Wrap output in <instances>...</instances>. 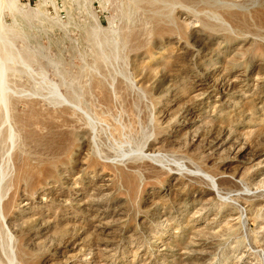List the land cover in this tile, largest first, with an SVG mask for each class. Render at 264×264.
Returning <instances> with one entry per match:
<instances>
[{
	"label": "rangeland",
	"instance_id": "obj_1",
	"mask_svg": "<svg viewBox=\"0 0 264 264\" xmlns=\"http://www.w3.org/2000/svg\"><path fill=\"white\" fill-rule=\"evenodd\" d=\"M0 55V264H264V0H0Z\"/></svg>",
	"mask_w": 264,
	"mask_h": 264
},
{
	"label": "bare ground",
	"instance_id": "obj_2",
	"mask_svg": "<svg viewBox=\"0 0 264 264\" xmlns=\"http://www.w3.org/2000/svg\"><path fill=\"white\" fill-rule=\"evenodd\" d=\"M8 45H9V44H8ZM3 47H4V46H3ZM10 47H11V46H10ZM4 49H5V48H4ZM3 51H4V50H3ZM4 52H5V51H4ZM0 57H1V58H0L1 60H3V61L6 62L5 57H3L2 55H0ZM176 131H177V130H176Z\"/></svg>",
	"mask_w": 264,
	"mask_h": 264
}]
</instances>
